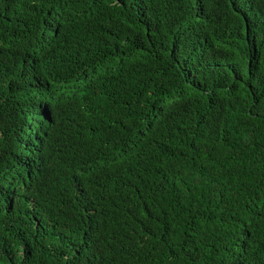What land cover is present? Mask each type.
<instances>
[{
  "label": "trees",
  "instance_id": "16d2710c",
  "mask_svg": "<svg viewBox=\"0 0 264 264\" xmlns=\"http://www.w3.org/2000/svg\"><path fill=\"white\" fill-rule=\"evenodd\" d=\"M0 264H264V0H0Z\"/></svg>",
  "mask_w": 264,
  "mask_h": 264
}]
</instances>
